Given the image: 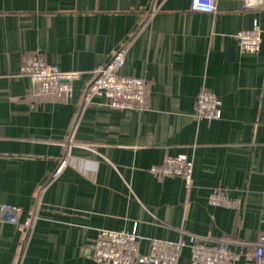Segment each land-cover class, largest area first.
<instances>
[{
  "label": "crops",
  "instance_id": "0c3cea01",
  "mask_svg": "<svg viewBox=\"0 0 264 264\" xmlns=\"http://www.w3.org/2000/svg\"><path fill=\"white\" fill-rule=\"evenodd\" d=\"M190 2L159 0L154 11L153 0H0V264H99L87 251L100 229L135 230L142 253L149 239L264 234V2L246 10L241 0H216L213 14ZM253 21L259 49L242 52L236 34ZM118 48L126 49L120 73L149 82L147 107L117 110L96 98L81 109L90 71ZM27 56L82 72L71 97L37 98L19 74ZM202 88L219 99V120L194 118ZM73 129L78 146L48 183ZM178 154L192 160L188 192L181 178L150 172ZM40 187L25 240L21 224ZM214 188L238 205H210ZM177 264H192L188 248Z\"/></svg>",
  "mask_w": 264,
  "mask_h": 264
},
{
  "label": "built area",
  "instance_id": "2783aa9c",
  "mask_svg": "<svg viewBox=\"0 0 264 264\" xmlns=\"http://www.w3.org/2000/svg\"><path fill=\"white\" fill-rule=\"evenodd\" d=\"M246 10L257 8L264 0H241ZM159 0H153L155 11ZM152 10V12H153ZM190 10L197 13L213 14L216 10V0H191ZM261 29L256 21L252 27L236 34L239 48L242 52H257L261 43ZM126 49L118 48L113 52L105 65L90 71V80L82 97L81 109L93 103L96 98L103 100V105L117 110H143L147 107L149 82L143 78L126 76L120 73L124 66ZM19 74L29 77L32 91L37 98L64 99L72 95V83L82 72L71 70L61 71L53 65L45 63L40 57L27 56L20 64ZM221 117L219 99L205 88L200 89L195 99L194 118L198 121H216ZM74 129L70 132L64 146V156L53 171L48 183L59 178L68 164L71 148L78 146L74 141ZM192 160L185 154L166 155L160 164L150 168L152 175L163 177H179L183 181L186 192L192 187ZM41 187L36 192L33 211L21 224L23 236L28 240L31 236L37 213L41 206ZM207 202L212 206L235 208L238 201L229 198L219 188H214L208 194ZM3 210L10 211L15 217L20 209L6 205ZM140 236L135 230L112 231L100 229L97 231L90 250L87 251L92 261L99 264H177L178 257L184 248H188L192 264H234L240 257L251 264H264V234L256 241H242L237 238L222 236L216 240L209 237L189 234L187 239L174 242L149 239L148 252L140 251ZM238 248L232 252L231 247Z\"/></svg>",
  "mask_w": 264,
  "mask_h": 264
}]
</instances>
